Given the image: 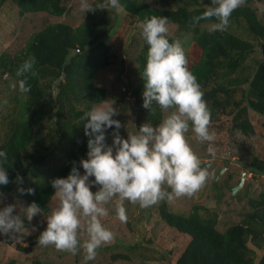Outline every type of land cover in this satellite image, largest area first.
Returning a JSON list of instances; mask_svg holds the SVG:
<instances>
[{"label":"trees","instance_id":"1","mask_svg":"<svg viewBox=\"0 0 264 264\" xmlns=\"http://www.w3.org/2000/svg\"><path fill=\"white\" fill-rule=\"evenodd\" d=\"M0 1L5 4L9 0ZM10 1L21 14L47 13L62 17L69 13L63 0ZM173 1L176 8L165 9L149 6L148 0H121L126 18L132 22L139 23L152 15L167 16L169 24L177 26V37L189 39L188 46L182 47L187 66L200 83L211 109L210 130L218 133L214 143L220 142L224 131L255 134L251 112L264 116V20L254 8V0H243L223 31L209 30L214 17L198 23L192 19L210 5V0ZM117 21L118 14L113 17L109 9L96 8L88 11L86 20L78 26L60 22L46 25L32 35L22 53L0 54V77L7 76V82L17 79L16 69L25 58H36L33 71L26 74L31 91L24 94L16 90L15 105L7 112L0 111V148L9 157L6 165L9 183L0 185L4 194L19 187L18 174L23 180L33 177L34 181L23 187L33 191H18V197L28 204L35 201L48 212V203L55 191L51 180L67 176L73 162L86 155L87 136L81 117L93 101L99 102L109 95L106 88L96 85L95 78L116 57ZM168 36L170 40H180ZM147 51L145 43L136 57L135 71L139 79L130 88L142 107V73ZM143 111L154 125L163 119L165 112L155 102L153 110L143 107ZM57 151L63 152L65 162L47 167L50 156ZM241 163L249 173L264 175V157L253 155L249 162ZM248 204L250 209L243 220L221 232L217 228L216 213L208 210L201 213L199 206L189 215L175 213L169 210L167 200H162L157 207L161 219L189 238L178 253L176 264H264V191L249 197ZM114 245L111 241L100 248L109 250ZM146 245V241L137 244L138 247ZM19 249L31 251L21 245ZM143 256L146 261L153 260L147 254ZM160 259L168 257L164 255ZM112 260L132 263L129 254H114Z\"/></svg>","mask_w":264,"mask_h":264},{"label":"clouds","instance_id":"2","mask_svg":"<svg viewBox=\"0 0 264 264\" xmlns=\"http://www.w3.org/2000/svg\"><path fill=\"white\" fill-rule=\"evenodd\" d=\"M243 0H210V5L192 19L215 18L210 31H223L229 25L230 16ZM109 9L116 14L125 13L121 0H80L78 11ZM169 17L152 15L139 21L142 35L148 44L146 63L142 73L144 80L143 107L153 110V102L168 114L158 123L145 122L125 138L120 135L121 121L114 118L119 111L111 99L93 101L81 117L87 136V158L73 162L67 176L55 177L51 185L57 206L47 215L46 228L38 237L40 246H54L57 250L73 255L84 252V261L94 260L97 249L115 238L103 218L109 216L111 204L115 216L127 222L125 201L139 202L148 207L165 199L191 195L208 179L209 170L202 166L200 156L193 150L186 133L191 132L200 142L208 143V152L215 157V141L218 133L210 130L211 109L204 99V92L196 76L188 68L184 48L177 40H170ZM36 64V58H25L16 69V80L9 87L20 93H29L31 85L27 75ZM55 83L53 92L55 96ZM170 110V111H169ZM115 126L113 140L107 141V130ZM8 153L0 148V185L9 183ZM83 168V172L81 171ZM94 177V179H92ZM22 185L23 177H16ZM93 186L96 190L93 191ZM170 189V191H169ZM18 191H33L19 187ZM4 193L0 190V204ZM9 203L0 207V234L13 238L27 231L25 220L43 212L33 201L27 206ZM87 239L81 241L80 234Z\"/></svg>","mask_w":264,"mask_h":264},{"label":"rangeland","instance_id":"3","mask_svg":"<svg viewBox=\"0 0 264 264\" xmlns=\"http://www.w3.org/2000/svg\"><path fill=\"white\" fill-rule=\"evenodd\" d=\"M1 2V1H0ZM80 0H63L69 13L62 17H53L47 13L21 14L12 1L0 5V54L22 53L32 35L50 23H66L72 26L82 24L87 17L78 11ZM98 0H92L95 5ZM203 3L204 0H199ZM151 7L176 8L173 0H148ZM253 6L261 19L264 20V0H254ZM90 11V10H89ZM116 13L113 11L112 16ZM126 18L125 13L118 14L117 21V44L114 47L116 55L114 62L109 67L97 72L95 83L97 86L108 90L107 99H111L118 108V115L114 118L121 121L120 135L125 138L129 132H135L139 126L147 122L133 93L134 87L139 79L135 71L136 57L142 46L147 43L142 35L139 23ZM116 26V27H117ZM169 35L177 37V26L168 24ZM178 40L182 46H188L189 39ZM7 76L0 77V111L7 112L15 105L16 90L9 87ZM129 88V89H128ZM170 111V110H169ZM168 111L164 112V117ZM253 123L256 125V133L244 135L241 132L224 131L220 135V142L215 143L217 155L213 157L208 152L209 142H200L196 139L191 129L186 133L193 150L200 156L202 166L209 170L206 182L191 195H182L173 199H166L169 210L175 213L189 215L196 206L200 207L201 213L208 210L218 216L217 228L223 232L231 225L241 222L250 209L249 197L257 196L264 191V175L249 173L244 163L249 162L253 155L264 157V116L251 112ZM163 117V118H164ZM149 122V121H148ZM115 126L107 130V141L113 140ZM62 149V148H60ZM83 158H87V153ZM65 162L62 151H57L50 156L47 167L62 165ZM83 172V168L81 167ZM255 175V176H254ZM94 179V177L92 178ZM33 177L23 180L24 187L33 182ZM9 194H4L3 207L9 203L17 204L16 212L20 206L28 203L18 197V188ZM237 189L236 192L235 189ZM96 186H93V191ZM170 191V189H169ZM240 195V197H239ZM162 203L159 201L148 207H141L139 202L131 203L125 201L127 211V222H121L115 216V209L111 204L109 216L103 218L104 225L112 230L115 238L113 249H97L94 260L84 261L83 249L75 255L57 250L54 246H40L38 237L47 226L46 217L52 208L57 206V200L52 196L48 203L49 211L37 214L32 221L25 220L27 231L13 238L10 234H0V264H129L128 262L113 261L112 256L117 253L129 254L132 258L130 264H176L178 253L186 246L189 238L180 234L177 230L170 228L160 217L157 207ZM80 239H87L86 233L80 234ZM146 241V246L138 247V242ZM19 245L31 248L29 253L21 251ZM106 244L101 247H105ZM143 254L151 256L153 260L146 261ZM167 260H161L163 256ZM160 259V260H157Z\"/></svg>","mask_w":264,"mask_h":264},{"label":"water","instance_id":"4","mask_svg":"<svg viewBox=\"0 0 264 264\" xmlns=\"http://www.w3.org/2000/svg\"><path fill=\"white\" fill-rule=\"evenodd\" d=\"M237 189H238V188H236L234 192H236V191H237Z\"/></svg>","mask_w":264,"mask_h":264}]
</instances>
